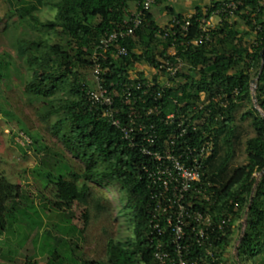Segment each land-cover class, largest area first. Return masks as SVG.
Here are the masks:
<instances>
[{
    "label": "trees",
    "instance_id": "trees-1",
    "mask_svg": "<svg viewBox=\"0 0 264 264\" xmlns=\"http://www.w3.org/2000/svg\"><path fill=\"white\" fill-rule=\"evenodd\" d=\"M7 1L11 6L14 4V13L20 18L28 17L34 26L51 30L60 27L74 42L77 48L75 55L88 56L89 59L86 58L83 63L93 69L92 55L97 51L100 82L110 91L121 93L127 84L133 82L129 71L133 65L139 61L154 65L156 58L165 56L171 47L189 68L199 70L201 78L196 79L185 72L183 66L172 78V87L163 88L161 98L158 101H149L148 105L158 106L160 116H163L179 105H182L181 111L191 110L198 103L200 93H205L207 100L202 104L204 110L210 109V113L206 115L202 128L212 131L214 149L205 162L200 181L209 198L200 200L197 207L213 214L215 220L226 214H244L245 229L236 250L240 261L255 258L264 248V52L261 54L264 48V0H218L212 2L206 10L196 7L190 16L175 13L170 8L171 19L165 28L157 25L152 12L148 10L134 35L120 42L126 47L127 54L112 56L114 51L110 49L105 53L106 58L102 57L101 49L98 48L100 39L107 31L121 26L127 18L125 7L129 0H58L54 3L57 9L54 19L44 22L34 13L46 0ZM161 1L168 0H155L157 3ZM229 2L237 3L234 11L229 13L230 9H227L220 15L217 25L208 27L203 32L200 27L201 19L208 20L217 9ZM243 11L245 14L240 19L256 31L253 42L249 44L239 34L236 23L229 19L231 15ZM94 18H99L98 23H92ZM186 21H189V26L187 31H183L181 25ZM138 45L143 46L141 52L137 50ZM156 45L160 46L159 50ZM42 47L41 41L26 39H21L18 44L19 53L25 56L33 72V78L27 86L28 91L39 97L51 95L59 88L62 81L60 78L65 81L67 79L64 74H60L61 71L54 69L52 60L43 54L47 52L59 55V67L62 64L69 66L71 63V56L60 46ZM40 48L43 51L37 54ZM251 68L255 69L254 97L262 114L252 107L242 116L250 118L255 134L246 141V163L228 174L226 167L234 154L233 113L241 101L251 96ZM141 73L137 76L143 77ZM153 78V87L159 88L157 79L155 76ZM89 89L92 88L86 83L75 84L76 98L61 105L63 116L52 125L53 133L60 136L65 146L82 158L85 165L80 174L74 170L69 171L73 181L67 180L62 174L58 175L53 207L56 210H70L74 203L85 201L90 195L87 181L96 178L116 180L127 193L125 208L131 216L133 237L119 243H115L113 239L108 240V263L134 264L139 257L142 264H153L154 243L148 235L152 202L149 198L148 181L141 170L147 157L138 149L130 147L101 111L90 107L86 100ZM114 100L115 105L120 108V96H116ZM56 110L51 109L49 112ZM202 114L196 112L194 118H199ZM153 119L157 120L156 117ZM63 128L67 129V134H61ZM157 128L162 133L171 129L161 125H157ZM255 173H260L259 178L254 176ZM78 179H83L80 186L76 184ZM23 195L0 172V233L12 228L17 214L21 216V213H25L15 211L21 206L20 199ZM96 207L103 208L100 201ZM70 218L71 214H65L61 215L60 220L69 222ZM83 218L86 223L88 215L84 213ZM52 228L66 234L67 229L74 227L59 228L53 225ZM45 234L53 236L50 230ZM231 234L232 222L215 243L219 251L218 259L209 261V264H219L221 253L228 246ZM61 255L58 249H53L52 258L46 264H65ZM79 264L100 263L79 261Z\"/></svg>",
    "mask_w": 264,
    "mask_h": 264
},
{
    "label": "rangeland",
    "instance_id": "rangeland-1",
    "mask_svg": "<svg viewBox=\"0 0 264 264\" xmlns=\"http://www.w3.org/2000/svg\"><path fill=\"white\" fill-rule=\"evenodd\" d=\"M57 1L46 0L34 14L42 22L54 19L57 11L54 3ZM214 1L218 0L161 1L155 2L150 11L157 25L165 28L171 19L170 8L175 13L190 16L196 7L206 10ZM12 5L7 0H0V172L19 188V193L24 194L20 199L21 206L15 211L25 213L21 216L17 214L12 228L0 233V264H46L55 248L62 254L65 264H79V261L110 264L106 253L108 240L119 243L133 237L131 216L125 208L126 190L116 180L96 178L86 182L90 195L85 201L74 203L70 210L53 207L58 175L73 181L69 171L80 174L85 165L83 159L72 153L60 136L53 133L52 125L63 116L61 105L76 98L75 84L86 83L91 88L97 86L93 68L83 63V60L89 59L88 56L81 54L78 58L75 55L77 48L74 42L60 27L51 30L34 26L28 17L20 18L14 13L15 6ZM135 9L136 2L129 0L125 16L131 17ZM242 14L245 11L231 15L229 19L236 23L239 34L249 44L253 42L256 31L240 19ZM98 21L99 18H94L92 23ZM218 22L219 17L214 15L210 20L211 27ZM21 39L41 41L46 48L58 45L71 56L69 66L62 64L59 67V55L43 54L52 60L51 65L57 68L56 71L67 77L66 81L60 78L59 88L51 95L39 97L28 91L33 72L25 56L18 51ZM235 44L238 45L236 41ZM156 47L160 49L159 45ZM142 48L137 46L139 52ZM42 51L38 49L37 54ZM147 65L143 61L137 62L129 69L131 76L136 75V70L146 71ZM184 71L196 79L201 78L199 70H192L187 63L184 64ZM145 73L140 75L145 76ZM152 75L147 73V76ZM254 75L255 69L251 68L249 76L255 79ZM255 88L256 85L251 83L250 98L241 101L233 113L234 154L226 167L228 174L246 163V141L255 134L250 118L242 116L252 107L262 114L253 99ZM206 97L202 92L198 103H205ZM51 109L57 110L51 113ZM61 134H67V129L63 128ZM254 176L259 178L260 173ZM82 183L83 179L76 181L79 186ZM98 201L103 208L96 207ZM84 213L88 215L86 223ZM65 214H71L69 222L60 220ZM53 225L74 228L67 229L64 234L52 228ZM244 229V214H232L231 239L221 253L219 264H264V248L253 259L239 260L236 247ZM47 230L54 238L45 234ZM134 264H142L139 257Z\"/></svg>",
    "mask_w": 264,
    "mask_h": 264
},
{
    "label": "built area",
    "instance_id": "built-area-1",
    "mask_svg": "<svg viewBox=\"0 0 264 264\" xmlns=\"http://www.w3.org/2000/svg\"><path fill=\"white\" fill-rule=\"evenodd\" d=\"M132 1L136 2L134 14L101 37L98 48L103 58L110 49L114 51L112 56L127 54L126 47L120 42L134 35L146 11L155 3V0ZM236 4L225 3L208 20L201 19L202 31L206 32L211 27L210 20L214 15L220 21V15L227 9L232 13ZM175 23L178 24V21ZM188 26L189 21H186L181 28L187 31ZM97 54L95 51L92 55L97 86L86 92V100L91 108L101 111L130 147L147 157L141 170L148 181L152 202L148 235L154 243L153 264H209V261L217 260L219 251L215 243L225 234L232 215L226 214L215 220L213 214L197 207L200 200L209 198L200 181L205 162L214 149L212 131L202 128L210 109L204 110V105L195 103L191 110L181 111L182 105H179L160 116L158 106L148 105L149 101L161 98L163 88L172 87V78L185 62L171 47L165 56L156 58V64L147 63L146 71L136 70L133 82L120 93L110 91L101 84ZM140 72H146V75L138 77ZM150 72L153 74L151 77L147 76ZM153 76L158 81V89L153 87ZM116 96H120L123 105L120 108L115 105ZM196 112L203 114L194 118ZM157 125L171 129L162 133Z\"/></svg>",
    "mask_w": 264,
    "mask_h": 264
},
{
    "label": "water",
    "instance_id": "water-1",
    "mask_svg": "<svg viewBox=\"0 0 264 264\" xmlns=\"http://www.w3.org/2000/svg\"><path fill=\"white\" fill-rule=\"evenodd\" d=\"M263 52H264V48L262 49L261 54H263ZM262 64H263V63H262ZM261 67H262V66H261ZM251 83L256 85V79H252V80H251ZM253 99L255 100V97H254V96H253ZM263 171H264V169H263ZM263 171H262V172H263Z\"/></svg>",
    "mask_w": 264,
    "mask_h": 264
},
{
    "label": "crops",
    "instance_id": "crops-1",
    "mask_svg": "<svg viewBox=\"0 0 264 264\" xmlns=\"http://www.w3.org/2000/svg\"><path fill=\"white\" fill-rule=\"evenodd\" d=\"M183 14V13H182Z\"/></svg>",
    "mask_w": 264,
    "mask_h": 264
}]
</instances>
